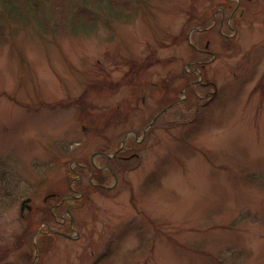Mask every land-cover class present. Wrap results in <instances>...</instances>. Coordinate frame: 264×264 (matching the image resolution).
I'll return each instance as SVG.
<instances>
[{"label": "rangeland", "instance_id": "rangeland-1", "mask_svg": "<svg viewBox=\"0 0 264 264\" xmlns=\"http://www.w3.org/2000/svg\"><path fill=\"white\" fill-rule=\"evenodd\" d=\"M113 3L0 0V264H264V0Z\"/></svg>", "mask_w": 264, "mask_h": 264}, {"label": "trees", "instance_id": "trees-1", "mask_svg": "<svg viewBox=\"0 0 264 264\" xmlns=\"http://www.w3.org/2000/svg\"><path fill=\"white\" fill-rule=\"evenodd\" d=\"M46 1L47 0H25V1H22V2H25L24 6L26 7V9H28V10L30 9V10H32L34 12H37V11H39V9L42 11V7L45 6ZM107 1H108V4H109L111 10H115L116 7L114 6V3H113L114 0H107ZM22 2H21V0H16L17 4L18 3L20 4ZM12 4H13V2H12ZM60 6H58V7H60ZM41 22L44 23L43 20Z\"/></svg>", "mask_w": 264, "mask_h": 264}, {"label": "flooded vegetation", "instance_id": "flooded-vegetation-1", "mask_svg": "<svg viewBox=\"0 0 264 264\" xmlns=\"http://www.w3.org/2000/svg\"><path fill=\"white\" fill-rule=\"evenodd\" d=\"M195 48H197L196 46H195ZM203 51L204 49H199V51ZM204 51H207V49L206 50H204ZM208 52V51H207ZM117 149H119V150H121V148L122 147H120L119 145H117ZM83 170H85V169H83ZM104 179L105 180H107L108 179V176L106 175V177H104ZM95 185H97V186H99V187H101V186H106V185H103V183H94ZM24 207H28L29 209H31V206L30 205H28V204H24Z\"/></svg>", "mask_w": 264, "mask_h": 264}, {"label": "water", "instance_id": "water-1", "mask_svg": "<svg viewBox=\"0 0 264 264\" xmlns=\"http://www.w3.org/2000/svg\"><path fill=\"white\" fill-rule=\"evenodd\" d=\"M29 200H30V198L25 199L22 207H24V204L27 203V201H29Z\"/></svg>", "mask_w": 264, "mask_h": 264}]
</instances>
